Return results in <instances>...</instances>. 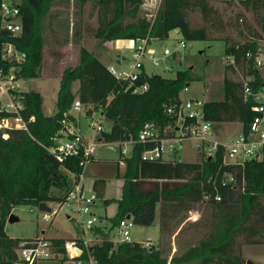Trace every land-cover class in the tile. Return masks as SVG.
<instances>
[{"label": "trees", "instance_id": "trees-1", "mask_svg": "<svg viewBox=\"0 0 264 264\" xmlns=\"http://www.w3.org/2000/svg\"><path fill=\"white\" fill-rule=\"evenodd\" d=\"M3 1L0 0V67L6 74L13 69L18 79L40 78L45 46L43 22L55 0H11L20 7L22 30L17 34L2 27ZM88 1L97 18V26L88 27V31L100 44L147 37L150 41L162 40L173 30H179L185 40H224L229 59L223 80L224 98L204 100L203 117L213 125L239 122L242 132L249 129L256 111L253 98L245 97V86L256 91L264 83V74L254 60L260 38L264 37V0H234L253 15L254 23L247 21L243 11L236 13L233 21L213 2L229 4L232 0H162L153 22L141 15L143 0H81L83 4ZM194 13L201 16L202 26H192L190 15ZM7 43L24 53L25 59H2L1 50ZM249 52L252 57L247 56ZM195 78L192 68L179 70L174 77L144 71L138 83H146L148 90L134 93L128 89V81L119 79L95 52L82 45L78 64L65 68L61 75L55 114L44 112L39 91H14L23 96L22 115L26 119L34 116L35 120L29 123L28 131L10 130L8 138L0 131V264H14L20 242L27 239L12 238L6 232L14 207L63 202L72 187L68 172L81 170L80 156L60 162L50 152L65 115L75 121L76 111L71 109L76 99L88 115L100 110L111 121L110 128L99 135L102 141H137L130 155L122 153L117 162L116 176L123 180V187L122 197L116 199V215L100 217L93 227L95 234L103 238L89 248L96 264H246L243 245L264 244V162L251 159L225 163L223 148L214 157L200 160L198 156L194 162L142 157L146 150L158 145L155 141H139L145 124H154L161 136L176 135L180 93ZM76 82L79 88L74 91ZM170 107L176 114L168 113ZM6 114L0 111V117ZM228 175L235 181L224 182ZM53 188L59 193H54ZM160 204L163 235L173 236L188 214L200 211L202 205L211 209V216L202 223L209 233L182 253L177 249L172 257V241L168 248L162 243L147 247L133 240L113 241L114 230L128 215L138 225L152 226ZM50 241L55 252L69 258L65 251L68 239L54 237ZM87 253L85 250L79 259H87Z\"/></svg>", "mask_w": 264, "mask_h": 264}, {"label": "built area", "instance_id": "built-area-1", "mask_svg": "<svg viewBox=\"0 0 264 264\" xmlns=\"http://www.w3.org/2000/svg\"><path fill=\"white\" fill-rule=\"evenodd\" d=\"M162 0H143L141 8L144 10V16L154 21L161 7ZM2 27L10 31L12 34H17L22 30L20 19V7L18 3L11 0H4L1 4ZM179 32V30H176ZM130 49L132 52V62L129 64V70L117 71L113 65L109 68L119 79L128 81V89H132L134 93H141L148 90L146 83L140 84L138 80L144 71L149 74L147 62L150 61L153 66L159 67L164 65L167 57L180 56L181 50L186 47V43L182 40L178 47L171 49L165 47L163 54H158L156 47L153 45L154 40L150 38H139L131 40ZM2 59H15L21 62L25 59V54L20 53L16 47L7 43L1 50ZM248 57L253 54L249 52ZM121 58V57H120ZM126 59V57H123ZM255 66L264 74V37L260 38L257 54L254 56ZM165 71L171 70L172 66L165 64ZM19 80L14 70L9 74L5 73L3 67H0V93L4 94V103L0 111L7 113L0 117V131L4 138L9 137V131L20 129L29 130V123L34 121V116L26 119L21 111L23 109V96L14 91L20 92L18 85ZM249 79H245L247 82ZM189 85L184 87V90H189ZM246 99L253 98L256 115L246 132H242L239 137L233 140L224 141L217 138L213 123L207 121L203 117L204 100L199 98H189L185 102L181 99V105L177 109V133L174 136H161L154 124H145L139 136V141L147 143L155 141L158 145L155 148L148 149L143 154L145 160H164L175 161L179 159L182 151H185L189 146L195 150L200 156V160L214 157L216 153L224 151L225 163H241L246 160H259L264 162V83L261 87L254 91L251 86H245ZM83 105L79 99L74 101L71 112L81 111ZM168 113H175L173 107L168 108ZM176 114V113H175ZM104 118V116H103ZM62 127L55 136V144L50 148L60 162H63L67 157L80 156L79 172L69 171L71 180V190L67 194L63 202L57 203L58 208H51L50 211L43 215L45 221L50 222L59 213L62 207L66 206L73 214H69V219L76 222L77 228L80 227L83 234L78 235L73 239H68L65 243V251L70 259L75 260L76 264H96L89 248L92 245L100 243L102 240L93 231V227L101 221L100 216L94 210L97 202V194L95 192H86L84 186L85 173L88 163L92 160L94 151L103 141L100 139V134L105 130L102 120H91L89 127L93 133L85 135L78 130L75 121L69 119L67 115L61 121ZM137 141H121L118 142L122 146V153L127 152V145H133ZM181 160V159H180ZM124 163V162H122ZM232 175L224 178V182H234ZM220 199V198H218ZM189 221L197 222L199 220L198 213H190ZM132 216H127L121 220L118 225L119 239L114 242H131V228L134 226ZM92 229V234L89 235L87 230ZM147 247L151 246L150 242L144 244ZM87 250L88 258L79 259ZM18 260L14 264H37L41 259L59 258V255H64L55 252L52 249L51 241L45 236H35L27 238L20 242L18 248Z\"/></svg>", "mask_w": 264, "mask_h": 264}, {"label": "rangeland", "instance_id": "rangeland-1", "mask_svg": "<svg viewBox=\"0 0 264 264\" xmlns=\"http://www.w3.org/2000/svg\"><path fill=\"white\" fill-rule=\"evenodd\" d=\"M76 3V11L74 19H81V30L79 32V39L89 50L95 52V54L107 65H113L117 71L129 70V64L132 62V52L128 42L123 40L121 42L103 43L100 44L88 31V27L92 28L97 25L96 13L92 14V3L88 1L86 3ZM214 5L220 8L226 16L233 17V21L236 18V13L243 11L246 15L247 21L254 23L253 15L250 12L244 10V8L237 2L232 0V3L224 1H213ZM82 5V7H80ZM142 15L144 16V10ZM59 19H65V15L61 13ZM190 21L192 26L199 27L203 25V20L198 13L190 15ZM234 37H238V34L229 31ZM184 40L186 47L181 50V55L178 57H167L164 61V65L155 67L148 61L147 68L149 72L164 74L167 77H174L179 70H185L192 68V73L196 77L194 80L189 81V90H182L180 98L185 102L189 98H199L202 100H222L224 98V86L223 80L225 75V67L229 60L225 54L226 44L224 40H185L181 33L176 30L171 31L168 38L162 40H155L153 45L156 47L158 54L162 55L165 47L175 49L179 46L180 42ZM50 40H47V49H44V64L42 76L40 78H21L17 80L16 84L20 91H39L43 96V108L47 115H53L57 111V96L60 89V72L65 68L74 66L79 53L75 50L70 51L65 57L58 55V53L51 46ZM121 57V58H120ZM126 57V59H123ZM165 64L172 66L171 70L164 69ZM79 88V82L74 85V91ZM4 94L0 93V108L4 103ZM83 130V133H93L89 124L91 120H102L106 129L110 128L111 121L103 118L100 110L93 112L92 115H88L83 109L80 112H75ZM214 126L217 138L224 141L233 140L239 137L242 133V125L239 122L236 123H217ZM126 156L131 153V145H127ZM107 153L109 150H117V146L113 148H102ZM109 149V150H106ZM179 159L187 162H194L198 159V153L191 149L189 146L185 151H182L178 157ZM100 169V170H98ZM118 163L112 161L111 163L102 161L89 162L86 168V192H92L94 189V180H96L95 172H100L106 178V195L105 198H99L96 202L94 210L97 213L105 216L106 214L113 217L117 213V201L116 199L121 195L122 188L119 186L120 181L117 178ZM54 193H59L55 188L52 189ZM108 200V201H107ZM50 208H58L57 203L49 202ZM98 207V208H97ZM97 208V209H96ZM13 214L18 216L19 220L13 223L7 222L6 232L12 238H32L35 236L45 237H70L77 233L82 235L83 232L80 227L77 228V224L74 220L69 219L68 215L73 212L66 206L62 207L59 213L53 218L52 221L47 222L44 220L43 215L46 213L41 211L38 206L27 204L15 206ZM192 213V212H191ZM199 220L194 222L189 221L188 216L185 222L181 225L182 231L178 236L173 238L169 234L163 235L161 233V210L158 205L156 210L155 222L152 226H141L134 224L131 228V239L133 241L147 243L151 242L154 245H160L169 247L170 241L173 247L179 249V253H182L189 246L198 243L209 233V228L204 224V219L211 216V209L208 206L202 205L200 211H197ZM178 228L173 235L180 229ZM47 231L46 235L42 231ZM92 229L87 230V233L92 234ZM112 239H119L118 228L114 230ZM101 238V237H100ZM100 240H103L101 238ZM176 251V249H175ZM173 252V251H172ZM242 253L246 261L251 260L256 264H264V244H244L242 247ZM37 264H76L75 260L67 258L64 259V255H59V258H46L41 259Z\"/></svg>", "mask_w": 264, "mask_h": 264}, {"label": "crops", "instance_id": "crops-1", "mask_svg": "<svg viewBox=\"0 0 264 264\" xmlns=\"http://www.w3.org/2000/svg\"><path fill=\"white\" fill-rule=\"evenodd\" d=\"M80 2L79 0H55L51 10L49 11V13L47 14L46 18L44 19L43 22V36H44V41H45V46L44 49H47V40H50L51 46L53 47V49L58 53V55H63L62 57H65L64 55H67L70 51L72 50H76L79 55H80V49L81 46H85L84 44H82L80 42V37H79V32L82 28L81 26V19H74L75 11L76 9V3ZM82 7V5L80 6ZM61 13H63L65 16V19H59L62 15ZM142 15V13H141ZM97 26V25H96ZM95 26V27H96ZM94 27V28H95ZM123 40H116L113 43L116 42H121ZM128 42V46H130L132 44L131 40H126ZM155 41V40H154ZM112 42V41H109ZM106 42V43H109ZM79 55L78 58L76 59V62L74 64V66H76L79 62ZM105 63V62H104ZM106 64V63H105ZM72 66V67H74ZM110 66V65H108ZM63 71L60 72V76L62 75ZM82 111V110H81ZM76 112H80V111H76ZM75 115V112L73 113ZM78 118L75 115V122L77 124L78 130L83 133V130L81 129V126L79 124V121H77ZM106 129V128H105ZM85 135L90 134L89 132L87 133H83ZM114 146H117V150H109L110 153H107V151H105V149H100V151H98V149L100 147L102 148H113ZM122 157V146L120 145V143L118 142H102L100 145H98L94 151L92 160L90 162L93 161H102L105 160L109 163H111L112 161L114 162H118V160ZM120 169L123 171L124 170V163H120ZM100 170V169H98ZM118 170V169H117ZM96 180L97 179H104L105 182H99L96 184V180H94V189L92 190V192H95L97 194V201L99 198H105L106 195V178H104L103 174H100V172H95ZM118 178V177H117ZM120 181V187H123V180L118 178ZM86 181H89V178H86L85 175V179H84V186L86 187ZM91 183V182H90ZM86 189V188H85ZM122 197V192L121 195L117 198H121ZM160 206V210H161V204ZM98 208V207H97ZM96 208V209H97ZM97 213V212H96ZM195 213V212H194ZM100 217H103L105 219L111 218L110 216H108L107 214L105 216L101 215L100 213H97ZM114 217V216H113ZM69 218V215H68ZM8 222V221H7ZM104 222V221H103ZM106 223V222H104ZM183 228V227H182ZM180 228L175 235L172 236L173 238V242L175 237L178 235V233L181 231ZM47 231H42V233L44 235H46ZM79 234L77 233L76 235L70 236V237H62L65 239H73L75 237H77ZM47 238H54V237H47ZM151 243V242H150ZM145 244V243H144ZM151 245H153L151 243ZM177 251V247H173L172 246V253L171 256Z\"/></svg>", "mask_w": 264, "mask_h": 264}, {"label": "water", "instance_id": "water-1", "mask_svg": "<svg viewBox=\"0 0 264 264\" xmlns=\"http://www.w3.org/2000/svg\"><path fill=\"white\" fill-rule=\"evenodd\" d=\"M39 209L41 210V211H50L51 210V208H50V206L48 205V203H46V202H42V203H40V205H39ZM128 218H130L131 217V215H128L127 216ZM19 220V218H18V216H16L15 214H11L10 215V217L8 218V221L9 222H11V223H13V222H15V221H18ZM58 257V256H57ZM56 257V258H57ZM246 264H256V263H254L253 261H251V260H247L246 261Z\"/></svg>", "mask_w": 264, "mask_h": 264}]
</instances>
